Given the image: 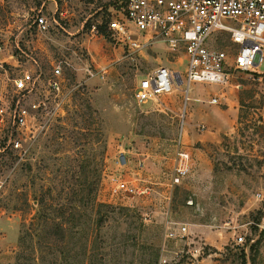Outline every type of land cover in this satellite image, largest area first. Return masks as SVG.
Segmentation results:
<instances>
[{
    "label": "rangeland",
    "instance_id": "1",
    "mask_svg": "<svg viewBox=\"0 0 264 264\" xmlns=\"http://www.w3.org/2000/svg\"><path fill=\"white\" fill-rule=\"evenodd\" d=\"M119 2L6 0L0 7L1 101L30 70L41 77L24 103L39 96L50 112L59 104L56 114L37 115L35 128H44L27 156L0 153V264H264V79L234 72L215 97L226 107L220 96L237 92V118L230 114L219 143L183 151L194 93L206 97L216 86L196 83L189 103L174 91L139 104L144 75L181 60L185 71L186 59L161 42L130 58L107 30L92 32ZM40 11L49 31L34 24ZM59 62L56 94L48 79ZM10 126L6 119L0 135ZM115 178L134 182L139 193L113 194ZM183 225L187 237H169ZM241 233L246 243L238 245ZM193 238L206 246L200 262L186 253Z\"/></svg>",
    "mask_w": 264,
    "mask_h": 264
},
{
    "label": "built area",
    "instance_id": "2",
    "mask_svg": "<svg viewBox=\"0 0 264 264\" xmlns=\"http://www.w3.org/2000/svg\"><path fill=\"white\" fill-rule=\"evenodd\" d=\"M5 3L6 0H0V7ZM34 24L41 32L50 30L47 17L41 11L35 15ZM101 26L107 29L114 48L127 57L134 58L158 42L166 44L172 52L183 51L186 55L184 72L159 65L140 79L135 90L139 104L151 101L155 105L161 97L176 90H180L185 103H189L194 84L226 85L234 72L247 74L253 81L264 79L261 68L264 64V0H120L100 24H92L91 31L99 32ZM225 35L230 45L221 47L215 43ZM62 69V62L57 63L48 79L49 89L56 94L62 86ZM40 77L41 73L23 70L13 80L14 94L2 101L0 98V129L6 119L11 123L9 133L4 137L0 135V153L11 148L20 156H27L31 144L44 128L43 124L35 128L34 122L40 112L47 111L46 102L39 96L29 104L23 101L36 93ZM218 100L214 97L211 102L218 103ZM58 106L47 113L56 114ZM199 128L205 130L206 125L200 124ZM174 181L179 178L175 177ZM137 193L138 186L134 182L114 179L113 194L134 196ZM257 197L262 199L263 193L258 192ZM168 235L185 238L189 235L188 227L173 228ZM245 235L241 233L236 237L238 245L246 243ZM188 245V258L200 262L206 246L194 238ZM182 256L176 261L179 262ZM159 264L175 262L163 258Z\"/></svg>",
    "mask_w": 264,
    "mask_h": 264
},
{
    "label": "crops",
    "instance_id": "3",
    "mask_svg": "<svg viewBox=\"0 0 264 264\" xmlns=\"http://www.w3.org/2000/svg\"><path fill=\"white\" fill-rule=\"evenodd\" d=\"M186 59V55L184 54ZM169 65V64H167ZM171 65V64H170ZM183 62L179 63L178 67L174 69L177 72H184ZM173 67V66H170ZM193 86V91L196 90V84ZM214 93L203 97L201 94L194 93L193 100L190 102L188 119L185 124V135L183 142V151L190 153L202 152L199 146H207L221 141V134L231 124L230 114L238 116L239 108H235L238 104L239 94L234 90L230 91L229 96H220V100L224 99L228 102V106L223 107L220 103H213L211 100L219 94L220 85L213 84ZM179 93H182L180 90ZM179 93H175L172 98L176 101L179 98ZM219 99V98H218ZM162 109L168 108V105L161 106ZM200 124L206 125L205 130L199 128ZM186 154V153H185Z\"/></svg>",
    "mask_w": 264,
    "mask_h": 264
},
{
    "label": "trees",
    "instance_id": "4",
    "mask_svg": "<svg viewBox=\"0 0 264 264\" xmlns=\"http://www.w3.org/2000/svg\"><path fill=\"white\" fill-rule=\"evenodd\" d=\"M107 29L104 27V26H101L100 28H99V32H105ZM58 227H60V225L58 224ZM15 264H18V258H17V261H16V263Z\"/></svg>",
    "mask_w": 264,
    "mask_h": 264
}]
</instances>
